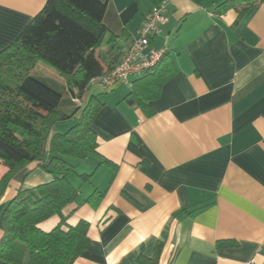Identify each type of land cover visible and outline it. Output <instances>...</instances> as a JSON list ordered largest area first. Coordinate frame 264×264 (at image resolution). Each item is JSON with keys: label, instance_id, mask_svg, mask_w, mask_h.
I'll return each mask as SVG.
<instances>
[{"label": "crops", "instance_id": "0c3cea01", "mask_svg": "<svg viewBox=\"0 0 264 264\" xmlns=\"http://www.w3.org/2000/svg\"><path fill=\"white\" fill-rule=\"evenodd\" d=\"M46 1L0 0V51ZM102 1L108 33L96 55L108 69L163 0ZM225 1L167 4L168 21L152 47H166L176 73L151 102L153 116L123 102L133 80L100 99L94 129L109 161H86L100 164L96 189L105 194L94 206L86 199L96 189L80 192L66 210L71 224L90 223L89 244L74 264H140L159 245L158 264H264V3L221 12ZM8 171L0 159V181ZM52 180L35 161L0 189V241L19 191ZM58 222L40 227L50 231Z\"/></svg>", "mask_w": 264, "mask_h": 264}, {"label": "trees", "instance_id": "16d2710c", "mask_svg": "<svg viewBox=\"0 0 264 264\" xmlns=\"http://www.w3.org/2000/svg\"><path fill=\"white\" fill-rule=\"evenodd\" d=\"M262 3L264 0H226L219 9L225 12L235 7L244 13ZM106 11L107 3L102 0H47L17 39L0 51V159L9 168L0 189L35 161L53 175L48 183L21 189L5 210L0 259L8 263L74 264L89 244L90 223L71 224V213L66 210L93 175H79L82 183L75 186L71 176L77 172L78 162L91 157L100 159V164L109 161L98 151L94 129L105 104L98 95L87 94L93 78L117 65L105 69L96 55L108 33ZM167 54L155 69L133 80L132 90L123 99L148 117L155 114L151 102L176 73ZM39 64L54 69L62 80L46 77L47 83L40 79L45 77L34 76ZM59 81L65 82L70 98L50 85ZM67 106H73L70 113L64 109ZM71 118H76V124L66 131L56 130L57 124ZM104 194L96 189L86 202L96 206ZM53 217L59 218L58 224L43 230L40 224ZM161 251L159 245L157 254L141 257L140 264H158Z\"/></svg>", "mask_w": 264, "mask_h": 264}, {"label": "built area", "instance_id": "2783aa9c", "mask_svg": "<svg viewBox=\"0 0 264 264\" xmlns=\"http://www.w3.org/2000/svg\"><path fill=\"white\" fill-rule=\"evenodd\" d=\"M170 1L163 0L156 5L131 40H123L120 61L107 73L93 78L92 87L111 91L118 83L140 78L161 63L167 49L153 48L152 41L162 32L163 26L168 21L165 12ZM77 102L80 103L79 100Z\"/></svg>", "mask_w": 264, "mask_h": 264}, {"label": "rangeland", "instance_id": "374dc122", "mask_svg": "<svg viewBox=\"0 0 264 264\" xmlns=\"http://www.w3.org/2000/svg\"><path fill=\"white\" fill-rule=\"evenodd\" d=\"M39 73H41L42 76L39 75ZM33 75L36 77L39 76V78L45 77V78H40V79L44 80L47 83L49 82V80L46 77H48V78L52 77L53 78V76H54L58 80H62L61 77L59 76V74L54 69H52V68H50L44 64H39L38 67L34 69ZM50 85H52L59 92H61L64 97H66V98L71 97V93L66 88V84L64 81H59V83H56L55 85H53V84H50ZM117 90H118V88H116L113 91L106 92V91L101 90L100 88L92 87L87 94H88V96L89 95H98L101 100H104V99H106V96L113 94ZM64 109L67 113H70L73 109V106H67ZM74 124H76V118H73V119L71 118V119H67L66 121H63V122L57 124V127H58V130H60V131H66L67 129L72 127ZM73 161L77 162L74 159H73ZM90 162L89 161L78 162L77 172L71 176V181L78 187L82 183L81 179L79 178V175L93 173L91 179L82 186L80 198L83 196L86 197L88 195V191L95 190L96 188L99 187L98 182H99L100 177H99V174L97 172L98 170L94 171L95 170L94 166L92 164H90Z\"/></svg>", "mask_w": 264, "mask_h": 264}]
</instances>
